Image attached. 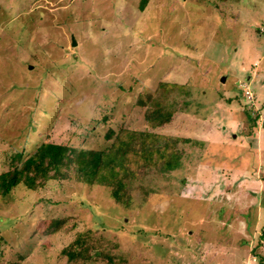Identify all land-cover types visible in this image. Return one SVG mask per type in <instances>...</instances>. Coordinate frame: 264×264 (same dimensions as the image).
Listing matches in <instances>:
<instances>
[{"label":"rangeland","instance_id":"rangeland-1","mask_svg":"<svg viewBox=\"0 0 264 264\" xmlns=\"http://www.w3.org/2000/svg\"><path fill=\"white\" fill-rule=\"evenodd\" d=\"M138 3L0 0V173L44 140L189 138L181 165L152 168L127 203L73 175L0 195V264H264V0ZM162 80L175 111L150 128L136 99ZM49 218L61 227L43 230ZM83 231L87 252L70 258Z\"/></svg>","mask_w":264,"mask_h":264},{"label":"trees","instance_id":"trees-1","mask_svg":"<svg viewBox=\"0 0 264 264\" xmlns=\"http://www.w3.org/2000/svg\"><path fill=\"white\" fill-rule=\"evenodd\" d=\"M147 3L148 0H139V9L143 10ZM176 86L180 90V86ZM174 87L170 82L158 81L153 92H145L136 99V103L144 107L143 116L150 128L159 127L172 120L175 100H170L169 96ZM250 110L243 112L249 126L256 128L259 114ZM105 137L111 139V142L104 150L77 149L63 143L42 141L19 165L15 164L12 169L0 173V195L8 194L19 184L34 190L49 178L60 180L73 175L81 182L98 181L110 186V194L115 201L127 203L131 184L142 179L152 168L169 172L181 165L183 149L178 147V143L189 140L160 135L147 129L128 128H121L117 133L108 129ZM21 157L22 153L18 152L16 161H20ZM44 221L46 224L43 230L46 232L59 229L63 223L59 218ZM86 237H89V231L76 233L62 247V252L70 258L84 257L87 252Z\"/></svg>","mask_w":264,"mask_h":264},{"label":"water","instance_id":"water-1","mask_svg":"<svg viewBox=\"0 0 264 264\" xmlns=\"http://www.w3.org/2000/svg\"><path fill=\"white\" fill-rule=\"evenodd\" d=\"M75 43V41L74 40H72V44H74Z\"/></svg>","mask_w":264,"mask_h":264}]
</instances>
